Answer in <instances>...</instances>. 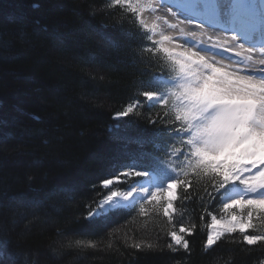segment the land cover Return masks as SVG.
Returning <instances> with one entry per match:
<instances>
[{"label":"trees","instance_id":"obj_1","mask_svg":"<svg viewBox=\"0 0 264 264\" xmlns=\"http://www.w3.org/2000/svg\"><path fill=\"white\" fill-rule=\"evenodd\" d=\"M179 75L113 0H0V264H264V239L235 232L205 247L233 186L217 190L190 166L174 90L163 89ZM128 169L182 181L174 214L162 202L86 219L109 194L103 180L122 178L110 189L121 191L139 179ZM181 226L194 231L181 233L190 250L169 247ZM248 234L264 236V221Z\"/></svg>","mask_w":264,"mask_h":264},{"label":"snow or ice","instance_id":"obj_2","mask_svg":"<svg viewBox=\"0 0 264 264\" xmlns=\"http://www.w3.org/2000/svg\"><path fill=\"white\" fill-rule=\"evenodd\" d=\"M115 2L122 4L124 0ZM128 7L132 11H139L142 8L139 3L132 8L131 0H128ZM147 7L151 9L153 6L149 4ZM179 23L183 25L179 29L180 33L187 37L182 44H187V48L183 51H172L169 47H164L165 43L171 45L172 38L163 35L157 44L160 46L159 51L165 53L180 73L176 90L171 95L174 97L176 107L175 119L183 122L181 130L188 135L187 144L193 158L189 162L190 166L194 171L198 170L208 177L210 182H214L213 186L217 190L227 191L228 186L232 185L246 193L230 198L229 202L223 204V211L226 213L223 219L212 216L205 247L212 245L225 232L229 234L239 232L243 234L244 243L253 245L264 239L247 234L253 227L254 217L264 221V78L256 79L252 73L234 75L232 70H225L226 65L219 64L218 60L213 59L218 52L204 47V41L199 39L203 34L201 25L198 23L192 25L191 20L185 19H181ZM141 24L144 22L141 21ZM176 26L170 25L172 28ZM154 27L153 25V28L148 30L153 31ZM208 39L212 40L213 37L209 36ZM220 39L215 37L213 47L218 45L226 52L227 48L220 44ZM193 41H199L198 46H195L196 50H192ZM231 41L234 47H243L237 43L234 35L231 36ZM260 63L264 64V59H261ZM143 95L154 104L163 99L152 92H144ZM142 103L137 100L128 104L123 111L116 114V118L129 116ZM148 122L156 123L151 119ZM131 174L130 171L123 172L124 176ZM134 174L143 176L145 173L134 170ZM101 183L104 189H109L113 181L105 179ZM181 183L179 179L173 178L167 182L166 193L162 187L150 193L151 201L158 199L165 201L161 205L165 217L169 216V210L176 198L175 189ZM134 192L136 191L132 188L122 193L109 189V194L87 214L86 219L92 221L106 218L109 205L115 199L128 201ZM147 198L140 197L141 200ZM179 231L189 236L194 235L191 228L181 226ZM172 243L190 250L188 240L176 232L171 233L169 247ZM136 247L139 249L140 246Z\"/></svg>","mask_w":264,"mask_h":264},{"label":"rangeland","instance_id":"obj_3","mask_svg":"<svg viewBox=\"0 0 264 264\" xmlns=\"http://www.w3.org/2000/svg\"><path fill=\"white\" fill-rule=\"evenodd\" d=\"M113 1L115 2V0H113ZM171 1L174 2L175 0H171ZM237 1H239V0H223V1L222 0H205V2H204V0H194L195 5L198 3L202 4L201 6H198L199 8H203L202 6L208 7L209 9H211V8L216 9L217 8L220 11L219 13L221 15V20L222 19L226 20L227 18L229 19L230 17H232V8H233V6H234V9L236 8L235 4ZM257 1H259V0H257ZM166 2H170V1L131 0L132 8H135L138 3L142 6L141 10H139V11H132V9L128 7V0H124V3H122L121 5L128 8L130 11H132L136 14V17H137L139 24L141 25V27L145 31H147L149 33V36L151 37V39H150L151 41L157 43L161 39L162 35L171 37L172 38L171 45H169L168 43H165L163 46L169 47L170 50H172V51H183L185 48L188 47L187 44H182V42L187 37L183 36L180 33L179 29L183 25H181L179 23V21L181 19L191 20L192 25H194L196 23L201 25V29H202L203 34L199 37V39L204 41V44H203L204 47H208V46L213 47V45L215 43V37H220L221 38L220 44H223L225 46V48H227L228 51L236 52V53L238 51L239 54L242 55V57L244 58V62L242 64H235V65L222 60L219 57V55H217L216 57H213V59L219 61V64L226 65L225 70H232L234 75H245L246 69H249L251 71H264V64L260 63L261 59H264V52L260 48H255V49H250L247 47L245 48L243 42L236 35H234L238 40L237 43H240L243 46L241 48H236L233 46V42L231 41L232 34H229L227 32H222L218 29L217 30H211L204 25V23L202 22L201 19H198V21L194 20V17L189 15L185 10L175 8V6L174 7L171 6L172 4L168 5V3L166 4ZM149 4H151L153 6L151 9L149 7H147ZM245 4H246V2H245ZM253 10H254V14H255L254 17L256 18V21L258 22L257 23L258 29L261 30L264 28V15L261 14V6H260L259 2H256V0L254 1ZM141 21L144 22L143 25L141 24ZM186 23H187V21H186ZM173 24H175L177 26L175 28L170 27V25H173ZM153 25L155 26L153 31H149L148 29H152ZM192 25H189V27H192ZM185 31L187 32L188 29L186 28ZM197 31L199 32L200 30H197ZM209 36L213 37V39L209 40L208 39ZM258 38H259V36H258ZM188 39H190V38H188ZM193 44H194V47L192 48V50H196L195 46H198L199 41H193ZM158 47H160V46L158 45ZM213 48L221 49V48H219L218 45L216 47H213ZM202 54H205V53H202ZM205 55L207 56L210 54H205ZM176 82L178 83L177 79L176 80H165V84H163V89L165 91V94L169 93L170 91L176 90L175 89ZM157 96L161 97V98L164 97L163 95H160L159 93H157ZM163 100H164V98L161 99L160 102L155 103V104H154V102H150L148 100L147 101H148V103H150L152 105H157V104L162 103ZM187 137H188V135H187ZM122 175H123V173H122ZM145 176L146 175L142 176V178H144ZM122 177H124L125 179H129L131 177V175H129V176L123 175ZM149 180H150V182H152L154 184V187H150L151 192L157 190L160 187L163 188V191L165 193L167 192V186L165 187L161 184H158L154 178H150ZM112 181H113V183H112V185L109 186V189H111L115 184H118L120 182H124V180L120 177H116V178L112 179ZM113 191H115V190H113ZM117 192L122 193L123 191L121 190V191H117ZM175 193H176V189H175ZM241 194H246V193H242V190L239 187H237V188L234 187L232 189V191L223 198V204L225 202H229L228 199L240 196ZM162 202H165V201L163 199H158L157 201H151L149 198L148 201H138L132 207H127L124 205L115 204L113 201L111 203V205H109V211L108 212L115 210V209H118V208H125V207L143 209V205L146 203L147 204L148 203L161 204ZM162 212H163V207H162ZM173 214H174V208L172 207L169 210V216L168 217H170ZM225 215H226V213H224V211L222 209V216L218 219H223ZM258 219L259 218L254 217L253 222H252L253 227H251L248 230L247 234L249 233V231L253 230L254 225L256 224V221ZM211 223H212V219H211ZM211 223H210V225H211ZM210 225H209L208 230H207V236H208L209 231H210ZM177 234L181 235L180 231H178ZM226 234H229V233H227V232L223 233L212 245L208 246L207 249L209 247H212L213 245H215V243L222 236H224ZM258 237H264V236L260 235Z\"/></svg>","mask_w":264,"mask_h":264},{"label":"bare ground","instance_id":"obj_4","mask_svg":"<svg viewBox=\"0 0 264 264\" xmlns=\"http://www.w3.org/2000/svg\"><path fill=\"white\" fill-rule=\"evenodd\" d=\"M245 2L246 3L250 2L248 4H250V6H251L254 3V0H239V1H237L235 4L236 8L234 9V6H233L232 12L234 13V11L236 10V14L238 16L242 17L243 19H245L246 23H249L248 21H250L249 17L251 16V14L253 12V6H251V8L247 11L246 9H244L245 8ZM263 5H264V2H263ZM213 11H216V10H213ZM232 23H234V22H232ZM238 25H240V24H238ZM229 28H230L229 32L232 31L231 30L232 28L236 29L237 31L240 30L241 32H245L244 30L240 29L238 26H235L234 24H229ZM262 40H264V38ZM150 187H154V184L152 182H150L149 177L146 176L142 180L131 184L128 189L123 190V192L128 191L131 188L133 190H135L136 192H134L133 197H130L128 201H124V200L119 199V198H117V199L114 198L115 199L114 203L124 205V206H133L138 201H148L150 198V192H151ZM140 197H148V198L141 200Z\"/></svg>","mask_w":264,"mask_h":264},{"label":"water","instance_id":"obj_5","mask_svg":"<svg viewBox=\"0 0 264 264\" xmlns=\"http://www.w3.org/2000/svg\"><path fill=\"white\" fill-rule=\"evenodd\" d=\"M210 248V247H209Z\"/></svg>","mask_w":264,"mask_h":264}]
</instances>
